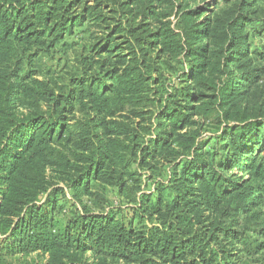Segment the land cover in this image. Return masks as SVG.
Here are the masks:
<instances>
[{
    "label": "trees",
    "instance_id": "16d2710c",
    "mask_svg": "<svg viewBox=\"0 0 264 264\" xmlns=\"http://www.w3.org/2000/svg\"><path fill=\"white\" fill-rule=\"evenodd\" d=\"M91 1L0 0V264H264V0Z\"/></svg>",
    "mask_w": 264,
    "mask_h": 264
},
{
    "label": "rangeland",
    "instance_id": "374dc122",
    "mask_svg": "<svg viewBox=\"0 0 264 264\" xmlns=\"http://www.w3.org/2000/svg\"><path fill=\"white\" fill-rule=\"evenodd\" d=\"M119 1H121V0H119ZM150 1H152V3H154V5L157 7V0H137V2H135L134 9L138 8L137 11L135 10L137 12V14H138L136 18L134 16V12L131 11V9H129L128 11H125L124 9H123L124 11L123 10H120V12L117 14V11L116 10L118 8H114L113 4H110V9L105 4L107 7H105V5L103 6L104 10H102L103 12H101L100 15L102 17L104 14L107 13V16L108 17L114 18L113 16H116V18L118 20H123V23L124 24L126 23V24H128V26L136 27V26H138L139 24L142 23L141 18H140L141 15L139 13L141 12V10H142V8L144 6L150 4ZM182 1L184 2V0H178V1H175V2L177 4H179ZM186 1H188V0H186ZM221 1H223V0H221ZM189 2L191 4V7H195V6H198L199 4H202L203 1L202 0H196V1L190 0ZM208 2H210V1H208ZM94 3H95L94 0H92L90 2V4H92V5ZM262 5H264V4H262ZM162 8H164V6L163 7H159L157 10L158 11L165 10V9H162ZM108 9L110 10V13L109 14L106 11ZM170 19L174 22L173 24L175 25V23H176L175 17L174 16H171ZM165 20H167V19H165ZM105 27L106 26L101 21L100 22H97V24L94 23V21L92 23H91V21H88L87 22V28H88V30H89V32L91 34V37H92L91 40H90V42H88L89 40L88 41H82L78 37L79 34L78 33L75 34L76 37H75L74 40H75L76 43L79 44V46H77L75 49H69V51H68V56L69 57H68V61L67 62H68L69 65H67L68 66V69L67 70L69 72L65 74V78H70L71 76H75V77H79L80 76L81 71H78V66H79L78 64H80L83 61V59L80 61V59L82 57V54H86L87 57H91V50L90 49H92V46L95 44L94 43L95 42L94 40L95 39L102 38V36L104 35V29H105ZM83 49H86L87 51H85ZM89 61H91V60H89ZM71 66L72 67L75 66V67H73L70 70L69 68ZM65 67L66 66L62 67L61 69L65 68ZM176 80H177V77H174L173 76L172 79H171V83L174 84V82ZM209 127L210 126H208L206 130H203L201 132L202 133V135H201V139L202 140H208L213 134H215L214 131H213V129L211 130V129H209ZM69 197H71V196H69ZM88 200H90V199H87V201ZM110 200H111V202H109V203L110 204L112 203L113 206H123V207L125 206L124 203H121L119 201V199H117L115 197L114 198H110Z\"/></svg>",
    "mask_w": 264,
    "mask_h": 264
}]
</instances>
